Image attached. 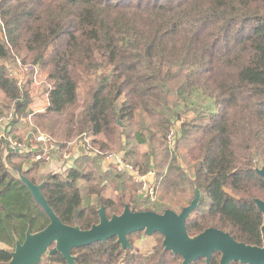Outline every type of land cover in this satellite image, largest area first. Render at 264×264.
<instances>
[{"label": "trees", "instance_id": "16d2710c", "mask_svg": "<svg viewBox=\"0 0 264 264\" xmlns=\"http://www.w3.org/2000/svg\"><path fill=\"white\" fill-rule=\"evenodd\" d=\"M13 53L18 62L39 65L47 73L44 112L29 107L31 79L19 86L11 77L7 61ZM83 83L88 98L81 106ZM0 92L14 103L6 109L16 117L32 115L35 130L46 121L56 138L67 134L64 128L88 133L105 153L118 140L126 160L142 172L153 168L156 145L166 141L170 153L177 148L180 134L174 149L167 142L174 110L181 104L187 109L209 104L199 123H183L193 176L171 166L158 174L157 196L185 194L190 188L193 200L199 189L198 207L187 220L191 236L215 227L239 242L263 245L264 215L255 199L264 200V179L257 172L264 167V0H0ZM12 133L24 139L15 128ZM130 142L135 148L148 145L147 168L133 161L140 154L127 148ZM32 157L10 149L0 161V263L12 259L28 231L37 233L50 223L21 176L42 185L65 224L83 230L100 222L102 206L111 218L127 205L133 211L163 213L192 202L179 206L159 197L145 199L129 173L86 172L100 160L87 154L66 173L50 171L39 181ZM15 159H21L18 165ZM81 180L87 182L88 201ZM105 180L116 183L117 196L103 194ZM145 203L150 205L142 207ZM147 238L151 244L139 243ZM128 239L126 249L115 236L76 247L72 254L76 264H184L182 255L165 249L159 232L138 231ZM221 257L216 251L210 263L200 257L191 264H220ZM46 264L68 262L58 252Z\"/></svg>", "mask_w": 264, "mask_h": 264}, {"label": "water", "instance_id": "95a60500", "mask_svg": "<svg viewBox=\"0 0 264 264\" xmlns=\"http://www.w3.org/2000/svg\"><path fill=\"white\" fill-rule=\"evenodd\" d=\"M257 172L264 179V167L258 168ZM21 178L48 215L50 223L37 233L28 231L24 243L17 242L16 249L12 252V259L8 263L0 264H36L47 252L49 257L59 252L68 264H76V257L72 254L74 248L98 241L105 242L117 236L118 242L126 249L131 246L128 236L138 231H145L148 235L155 232L163 234L165 249L182 255L184 264H191L200 257L206 258L210 263L216 251L222 253L220 264H229L233 261L264 264V220L262 246L239 242L229 232L215 227L207 228L196 236L189 234L187 220L198 207L201 199L199 189L196 190L192 202L180 212L173 209H166L163 213L151 210L133 211L127 205L122 214L110 218L105 207L102 206L99 209L100 222L90 229L83 230L77 226L67 225L60 219L43 195L42 185L34 184L25 176ZM255 202L264 215V200L257 198Z\"/></svg>", "mask_w": 264, "mask_h": 264}, {"label": "rangeland", "instance_id": "374dc122", "mask_svg": "<svg viewBox=\"0 0 264 264\" xmlns=\"http://www.w3.org/2000/svg\"><path fill=\"white\" fill-rule=\"evenodd\" d=\"M17 57H18V55L13 53L12 56L10 57V59L7 62H8V66H9L8 68H9L10 73H13L15 77H20L21 76V66H20V64L18 62L19 59H17ZM41 73H42V75H41V81L42 82H41V86H40V89H39V93H37L36 87L33 86V84H31L30 87L28 88L29 89L28 92H30V95L37 93L35 96H31L32 101L29 104V107H30V109H32L33 113L39 112L40 111L39 108L42 107V106H44V109H46L45 103L47 101H46L45 97H44V99L38 98V100L42 104L34 105V103H33V102H35V97L40 95L41 90H43L46 87H48L47 83H49V81L47 79V73L45 71H42V70H41ZM22 76L25 79H27V78L32 79V74L29 73V72H26V71L23 72ZM36 86H38V85H36ZM87 88L88 87L84 83L81 85L80 101H79L81 106H84L86 104V100L88 98ZM171 99H173V98H171ZM13 104L7 98L3 97V93L0 92V117H2L4 114H6L7 111H10V110H7L6 107L11 106ZM208 107H209V104H205V103L199 104V105L191 104L189 106V108L187 109V107H185L184 105L181 104L177 109L174 110L175 113L172 116L173 117L172 118L173 126L175 124L179 123L178 121H182L179 124L180 137H179V140H178V146H177V148L175 150H172L173 153H170V151L166 149V147H167L166 141L163 142L161 147L156 145V147H157L155 149L156 156L154 154H152L153 155V159L151 160V163H150V166L153 167L151 169H154L156 171V173H157V176H158V177L156 176L155 182H157V181L159 182V180H160V176L159 175H163L164 173H167L169 171L168 169H170L171 166L181 167L182 169H184L186 174H188L189 176H193L192 166L189 165L188 161H186V156H185V154H186L185 153V148L187 147V143L183 140V136H182V134H183V131H182L183 123L192 124V125L194 123H196V124L199 123L202 119H204L206 117V114L208 112V110H207ZM181 111H183V114H182L181 119H179V116H177V115ZM22 118L23 119L25 118L24 115L17 116V117L15 116V119L13 120V124L15 123V125H16V124L22 123L24 121ZM138 119L139 118H137V121H138ZM35 122L36 121H34V120L30 121V123H27V125L30 127L29 124H31V123L36 124ZM145 123L147 124L148 122H145ZM149 124H150V122H149ZM39 125L40 126L43 125L44 127H42V126L39 127L38 131L34 130L36 132L32 131L27 136H25L23 138L28 137V139H29L30 137L33 136V132L34 133L42 132V133H48V134L51 132V129H49V127H47L48 126V122L43 121V124L40 123ZM137 129H138V127H137ZM65 131L67 132V134L64 133L63 136L62 135H57V138H56V136H54L55 139H57L60 143H63L65 145L69 141H72L74 139L79 138V136L81 135V134H78L76 132L69 133L64 128L62 132H65ZM153 132L156 133V134H159V135H160V133H162V131H160L159 128H154ZM55 135H56V133H55ZM127 146H128L127 147L128 149L133 147L140 154V157L139 156L134 157L133 161L138 162L142 169L147 168L146 155L148 156L149 154H151V152H150V150L148 148V145L138 146V147L135 148L134 142H130V143L127 144ZM120 148H121L120 147V142L118 140H116V143L115 142L114 143H110V147L108 148L109 152H107V153L108 154L109 153H121V154L126 155L125 151L120 150ZM9 150H10L9 146H6L4 143H0V161H1V159H4V158H6L9 155ZM20 160L21 159H15L14 162L18 165V162ZM29 161H30V163H33V161L35 162L33 157ZM97 161L95 163H90L89 164V168L85 167L84 170L86 172L92 171L97 176L100 175V174H103L104 172H107L109 170H111L110 172H112V171H115V172H118V173L120 172V171H118V170H116L114 168L113 164L104 162L101 159L97 160ZM84 165H86V164H84ZM36 166H37V169L34 170L33 174L34 173L36 174V177H37V179L39 181L44 177V175H46V174L50 173V171H52L51 170V165L46 164V163L42 164V163L37 162ZM120 173H126V172H120ZM80 184H81L80 186H81L82 193H83V196L85 198V201H88L89 197H88V191H87V186H86L87 182L81 180ZM134 189L138 190V185H137V187L135 186ZM119 192H120V190L116 186V183L114 181H112V180H110V181L105 180L104 181V183H103V194L104 195L115 197V196H117L119 194ZM161 196H162L161 192H159V196L156 197L155 201L158 200V197H159V199H166V201H168L169 203L171 201L172 202L171 205H179L180 206L181 204L182 205H186L187 202L190 201V199L192 200V192H191L190 188L187 190V192L185 194L177 192L175 194L174 193H170L168 195V198H167L166 194L164 195V198H161ZM175 200H177L179 202L175 203L174 202ZM147 205H150V204L149 203H145L144 206H142V207H147ZM173 210H175L177 212H180L181 208L177 207L176 209H173ZM151 242H152V240L150 238H147L145 240L139 241L140 244H143V243L151 244ZM48 256H49V252L45 253L42 256L40 264H46V259L48 258Z\"/></svg>", "mask_w": 264, "mask_h": 264}, {"label": "built area", "instance_id": "2783aa9c", "mask_svg": "<svg viewBox=\"0 0 264 264\" xmlns=\"http://www.w3.org/2000/svg\"><path fill=\"white\" fill-rule=\"evenodd\" d=\"M21 66V76L15 77L13 73H10L12 78L17 80L19 86H23L26 82L22 76L23 72H29L32 74L31 84L36 87L37 93L41 86V68L39 65L23 64L19 62ZM38 85V86H36ZM48 87L41 90L40 95L35 98H46L45 106L49 105V89ZM36 93V94H37ZM36 94H31L35 96ZM39 110L43 111L44 106ZM14 111H10L0 117V143H4L9 146L10 149L16 151H22L23 153H31L33 159L39 163H46L51 165V170L56 173H66L76 164V161L83 157L85 154L91 157H99L102 161L113 164L114 168L120 172L129 173L133 182L138 185L139 194L150 201H154L157 197L156 192V171L149 169L146 172H142L139 168L135 167L131 162L127 161L124 154L121 153H105L99 148H96L93 144V137L88 133H83L79 138L69 141L66 145L60 143L53 136L48 133H33V136L28 139H20L16 137L12 131L15 128ZM179 123L175 124L167 135V142L171 149L175 148L177 139L180 134Z\"/></svg>", "mask_w": 264, "mask_h": 264}, {"label": "crops", "instance_id": "0c3cea01", "mask_svg": "<svg viewBox=\"0 0 264 264\" xmlns=\"http://www.w3.org/2000/svg\"><path fill=\"white\" fill-rule=\"evenodd\" d=\"M34 105H38V104H42L37 98H35V102H33ZM32 108V107H31ZM39 112H44V111H39ZM23 119V118H22ZM24 121L22 123H19V124H16V127L15 129L18 130L19 134L22 136V137H25L27 136L30 132L34 131V127H35V124L34 123H31L29 124L30 127L27 125V123H30V121H32V115L28 116V117H25L23 119ZM38 131V130H36ZM34 131V132H36ZM33 132V133H34ZM78 161V160H77ZM76 161V162H77Z\"/></svg>", "mask_w": 264, "mask_h": 264}]
</instances>
